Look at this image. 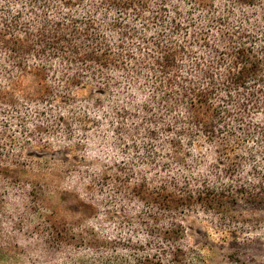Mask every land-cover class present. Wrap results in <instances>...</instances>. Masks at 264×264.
<instances>
[{
	"label": "rangeland",
	"instance_id": "obj_1",
	"mask_svg": "<svg viewBox=\"0 0 264 264\" xmlns=\"http://www.w3.org/2000/svg\"><path fill=\"white\" fill-rule=\"evenodd\" d=\"M139 1L163 25L130 13L120 37L97 1L0 0V264H264V156L240 129L206 141L138 72L150 46L133 29L150 41L192 17L172 33L190 42L221 0ZM206 37L221 43V26ZM190 55L181 71L201 84L214 56ZM104 60L108 85L91 74Z\"/></svg>",
	"mask_w": 264,
	"mask_h": 264
},
{
	"label": "trees",
	"instance_id": "obj_2",
	"mask_svg": "<svg viewBox=\"0 0 264 264\" xmlns=\"http://www.w3.org/2000/svg\"><path fill=\"white\" fill-rule=\"evenodd\" d=\"M92 1H97L103 10L116 14L117 17L108 23V27L110 30L121 28L118 32L120 37H126L132 30L123 22L130 13L163 25L160 12L154 11L148 16L141 13L144 5L139 0ZM209 7H212L211 13L199 14L202 28L199 36L192 38L190 42L184 40L183 43L176 44L172 42V33L188 32L184 30L187 25L195 28L197 23L192 17L187 25L176 21L172 29L165 27L169 33H158L150 41L145 40L144 31L133 29V32L139 34L137 38L150 46L141 53L147 61L139 66L138 72L144 70L152 73L155 78L153 90L160 94L162 104L169 111L173 109V100L174 103L182 102L180 107L190 110L192 115L190 113L186 121H180L196 127L206 141L233 135L234 129H240L242 135L238 139L239 144L245 147L251 144L253 147H247L248 157L252 158L257 153L264 156V0H221V13L216 4L211 3ZM162 8L160 6L159 10ZM197 9L191 7L193 12ZM176 10L175 13L179 14ZM220 26L221 43H209L206 35L212 28ZM201 43L209 45L217 66L216 70L203 67L199 65L201 57H197L195 63L199 66L195 73L198 72L204 79L201 84H197L181 71L183 64L179 57H191L192 45ZM38 52L42 51H35V55ZM109 52L110 49H106L104 56H108ZM121 68L125 69L126 66ZM113 70L114 67L104 60L94 66L91 74L108 85L111 82L109 74ZM175 93L177 96L173 98ZM205 107H212L208 119H203L196 112V109L207 111ZM254 172L258 174L256 170ZM242 190L244 188L241 187L239 192L242 193ZM128 264L144 263L133 258Z\"/></svg>",
	"mask_w": 264,
	"mask_h": 264
}]
</instances>
